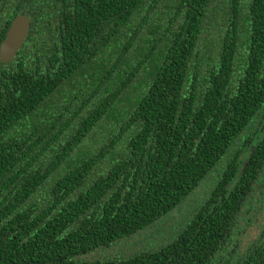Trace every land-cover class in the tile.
Here are the masks:
<instances>
[{
  "label": "trees",
  "instance_id": "trees-1",
  "mask_svg": "<svg viewBox=\"0 0 264 264\" xmlns=\"http://www.w3.org/2000/svg\"><path fill=\"white\" fill-rule=\"evenodd\" d=\"M22 14L0 62V264H264V0H0V43ZM211 176L168 240L110 254Z\"/></svg>",
  "mask_w": 264,
  "mask_h": 264
},
{
  "label": "rangeland",
  "instance_id": "rangeland-1",
  "mask_svg": "<svg viewBox=\"0 0 264 264\" xmlns=\"http://www.w3.org/2000/svg\"><path fill=\"white\" fill-rule=\"evenodd\" d=\"M257 136L258 134L254 135V137ZM213 179L214 176L209 177V179L206 180L204 184L193 193V195L188 199V201L184 203L182 210H179L177 213L173 212L167 217H163L152 228L140 232L137 235H134L133 238L126 241L124 245L117 246L115 249H113L110 254L112 256H116L128 253L130 251H136L138 250V246H136V243L139 241H143L144 239L150 240L143 243L147 248H150L157 244H161L163 241L168 240L169 237H171V235L175 232V227L178 226L177 221H180L182 219V215H180L177 217V221H175V214L186 213L191 208V205L195 203L196 200L203 199L206 196V192L208 191V189L212 186ZM254 196L257 202L254 206V209L259 210V212L264 211V198L258 195L257 193ZM250 218H255L256 228H261L262 226L264 227V214H250ZM240 227V229H236L235 231L237 240L240 242L244 241L245 238L252 239L254 238L256 233H259L255 230L246 231V224H241ZM99 253L100 252L92 254L87 258L91 260L102 256V254ZM103 255L105 254L103 253ZM105 257H107V255Z\"/></svg>",
  "mask_w": 264,
  "mask_h": 264
},
{
  "label": "water",
  "instance_id": "water-1",
  "mask_svg": "<svg viewBox=\"0 0 264 264\" xmlns=\"http://www.w3.org/2000/svg\"><path fill=\"white\" fill-rule=\"evenodd\" d=\"M30 17L18 15L10 23L5 37L0 43V62H11L23 46L30 27Z\"/></svg>",
  "mask_w": 264,
  "mask_h": 264
},
{
  "label": "flooded vegetation",
  "instance_id": "flooded-vegetation-1",
  "mask_svg": "<svg viewBox=\"0 0 264 264\" xmlns=\"http://www.w3.org/2000/svg\"><path fill=\"white\" fill-rule=\"evenodd\" d=\"M22 15H26V14H22ZM28 16V15H27ZM16 17V16H15ZM14 17V18H15ZM30 17V16H29ZM13 18V19H14ZM12 19V20H13ZM11 20V21H12ZM11 23V22H10ZM30 23H31V19H30ZM29 29H30V27H29ZM6 34V33H5ZM29 34V33H28ZM5 37V36H4ZM28 37V36H27ZM27 39V38H26ZM264 127V125L262 126V128ZM250 149H252L251 147H250ZM250 149H248L249 151H250ZM241 164V163H240ZM263 185H260V187H258V186H256V183H253L252 184V187L250 188V191H249V193L252 195V194H258V195H260L261 197H263L264 198V196H263V194H264V183H262Z\"/></svg>",
  "mask_w": 264,
  "mask_h": 264
}]
</instances>
